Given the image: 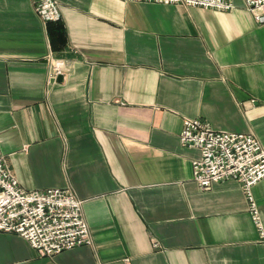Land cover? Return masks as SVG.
I'll list each match as a JSON object with an SVG mask.
<instances>
[{
    "label": "crops",
    "instance_id": "0c3cea01",
    "mask_svg": "<svg viewBox=\"0 0 264 264\" xmlns=\"http://www.w3.org/2000/svg\"><path fill=\"white\" fill-rule=\"evenodd\" d=\"M57 1L45 24L34 0H0V149L24 189L76 192L92 245L41 257L0 232V264H264L242 186L202 190L179 140L199 117L264 147V24L244 0ZM253 193L264 228V179Z\"/></svg>",
    "mask_w": 264,
    "mask_h": 264
},
{
    "label": "built area",
    "instance_id": "2783aa9c",
    "mask_svg": "<svg viewBox=\"0 0 264 264\" xmlns=\"http://www.w3.org/2000/svg\"><path fill=\"white\" fill-rule=\"evenodd\" d=\"M132 1V0H126ZM156 4H181L204 10L231 11L229 0H135ZM35 13L46 23L62 19L57 0H34ZM258 24H264V0H244ZM47 84L65 75V60L48 57ZM180 143L197 148L193 181L202 190L233 180L242 186L256 229L264 239V228L253 189L264 179V147L252 134L222 132L203 118L183 121ZM83 200L71 187L26 190L20 186L0 149V232L26 239L38 256L52 258L82 245H92V235L83 215Z\"/></svg>",
    "mask_w": 264,
    "mask_h": 264
}]
</instances>
